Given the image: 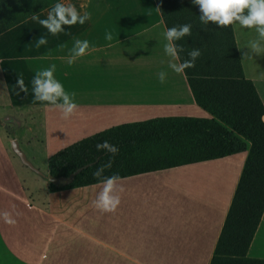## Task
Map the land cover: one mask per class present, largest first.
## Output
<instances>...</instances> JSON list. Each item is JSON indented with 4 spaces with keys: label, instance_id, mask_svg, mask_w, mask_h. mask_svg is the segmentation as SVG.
Instances as JSON below:
<instances>
[{
    "label": "crops",
    "instance_id": "obj_1",
    "mask_svg": "<svg viewBox=\"0 0 264 264\" xmlns=\"http://www.w3.org/2000/svg\"><path fill=\"white\" fill-rule=\"evenodd\" d=\"M60 2L75 5L81 14L89 12L91 19L84 25L64 26L53 36L32 17L4 33L5 44H0V118L7 128L5 136L17 141L35 166V157L27 153L38 144L63 150L123 124L211 117L197 105L185 74L169 67L171 57L164 52L167 28L155 0ZM52 7L36 16L46 19ZM233 29L245 76L264 104V53L243 58L257 33L239 25ZM107 33L112 34L111 41L105 39ZM41 36L48 42L37 47ZM77 39L88 40L98 50L69 65L61 57L69 55ZM52 64L65 91L75 93L78 108L69 119L34 99V76ZM161 71L167 74L164 83L158 78ZM18 77L23 78L27 95H17ZM247 155L123 178L119 206L102 212L93 205L100 184L51 192L49 181L6 150L0 214L10 213L14 223L5 222L4 232L0 215V264H210ZM34 220L36 233L28 237L24 229H32ZM17 230H22L24 242L17 240ZM248 257L264 259V214Z\"/></svg>",
    "mask_w": 264,
    "mask_h": 264
},
{
    "label": "trees",
    "instance_id": "obj_2",
    "mask_svg": "<svg viewBox=\"0 0 264 264\" xmlns=\"http://www.w3.org/2000/svg\"><path fill=\"white\" fill-rule=\"evenodd\" d=\"M62 0H0V36ZM166 28L191 24L192 35L177 41L188 52L199 48L195 67L185 76L197 105L210 118L166 117L112 127L65 148L48 159L49 174L74 180L50 183L51 192L100 184L247 152V159L210 264H264L248 257L264 214V104L244 73L233 26L200 22L193 0H155ZM109 141L114 156L98 151ZM111 161L103 177L93 173ZM77 173V174H76Z\"/></svg>",
    "mask_w": 264,
    "mask_h": 264
},
{
    "label": "clouds",
    "instance_id": "obj_3",
    "mask_svg": "<svg viewBox=\"0 0 264 264\" xmlns=\"http://www.w3.org/2000/svg\"><path fill=\"white\" fill-rule=\"evenodd\" d=\"M195 5L199 6L201 15L200 22L204 25L209 23L219 27H228L239 25L245 29H255L257 39L251 40L246 47L248 52L243 53V58H252V54L261 55L264 53V0H193ZM34 20H38L39 24L48 30L53 36L64 31V26H73L76 24L84 25L91 19V14L85 11L83 14L78 12L75 5L71 3H56L48 12L46 19H39L38 16H33ZM192 35V25L183 24L167 28L164 33L166 43L164 52L171 57L169 67L177 74H185L186 69L195 67V61L200 57L201 51L199 48H193L188 52V59L176 63L180 60V53L185 51L182 45L176 42L182 40L186 36ZM105 39L111 41L113 36L107 33ZM47 38L41 36L37 41V47L47 44ZM109 47L112 45L109 44ZM94 45H90L88 40L77 39L74 46L70 50L66 59L69 65H72L80 57L89 54L90 51H97ZM56 65L52 64L48 68L37 71L32 80L33 94L35 101L51 105L54 109L61 112L63 119L72 117L78 108L74 100L75 93L69 94L65 91L64 86L55 78L54 73ZM166 73L161 71L158 73V78L161 83L166 79ZM264 78V74L262 77ZM16 87L19 89L17 95L21 92L27 95L28 88L25 85L23 78L18 77ZM261 123H264V115L260 117ZM98 151H105L113 156L118 153L119 149L105 140L97 143ZM111 167V161L107 165L99 167L93 175L97 178L103 177L105 168ZM122 178L118 174H113L108 177H103L100 181V192L93 201L95 208L102 212H114L121 202V193L124 188L121 185ZM3 216L6 223L13 224L14 221L10 218V213L4 212Z\"/></svg>",
    "mask_w": 264,
    "mask_h": 264
},
{
    "label": "rangeland",
    "instance_id": "obj_4",
    "mask_svg": "<svg viewBox=\"0 0 264 264\" xmlns=\"http://www.w3.org/2000/svg\"><path fill=\"white\" fill-rule=\"evenodd\" d=\"M6 37H7V35L5 37L3 35L0 38V40H1V43L0 44H3V45L5 44L4 38L6 39ZM3 124H4V121L0 118V167H2V168H0V172L1 171L4 172V168H5V166H4V163H5L4 154H5V151L6 150L9 151V153H11L12 155H14V157H16V159L20 160L19 157L15 154V152L13 151V148H12V145H13V142L14 141L8 140L6 138L7 136H5V132L7 131V128H5V125H3ZM7 133H9V132H7ZM9 134H11V133H9ZM38 145L39 146L36 147V150L34 152L33 151L32 152L31 151L29 152L28 150L26 152H29V153H27L28 156H29V158L35 157V161H33L36 164L35 167H37V169H39L42 173L45 174V171L48 169V159H49V157L55 155L57 152H59L61 150H57V149H53V148H51V149H44V148L40 147L41 144H38ZM0 176H2V174H0ZM42 180L45 183H47V181H48L44 177H42ZM43 190H44V188H43L42 184H40L39 187H38V191L39 192H42ZM32 222L34 223V225H33V228L32 229L29 227V231H26L24 229V227H23L24 234H26L28 237H29L30 234H35L36 233V227L38 226L37 221L34 220ZM2 228H3V231L5 232V220L4 219H3V226H2ZM17 228H19V229L22 228L21 227V224L18 225ZM21 233H22V230H17L16 231V235L18 236L17 237L18 238L17 240L19 242H24L25 241V238L23 239L20 236ZM258 241H260V239ZM2 245L3 244L1 242L0 243V249L2 248ZM12 247H14V246H12ZM15 250H17V249L14 248V251Z\"/></svg>",
    "mask_w": 264,
    "mask_h": 264
},
{
    "label": "water",
    "instance_id": "obj_5",
    "mask_svg": "<svg viewBox=\"0 0 264 264\" xmlns=\"http://www.w3.org/2000/svg\"><path fill=\"white\" fill-rule=\"evenodd\" d=\"M13 151L15 152V154L19 157V159L21 160V162L28 167L29 169H31L32 171H34L35 173H37L38 175H40L41 177H44L45 179H47L49 181V183L55 184V185H59V186H65L70 184L75 177V174L71 175L68 178L65 177H60V178H56L53 177L50 174H44L42 173L39 169H37V167H35V165L27 158L26 154L22 151V149L20 148V145L17 141L13 142L12 145ZM77 174V173H76Z\"/></svg>",
    "mask_w": 264,
    "mask_h": 264
}]
</instances>
